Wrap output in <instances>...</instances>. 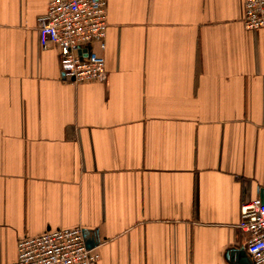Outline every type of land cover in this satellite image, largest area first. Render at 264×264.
Segmentation results:
<instances>
[{"label":"crops","instance_id":"obj_1","mask_svg":"<svg viewBox=\"0 0 264 264\" xmlns=\"http://www.w3.org/2000/svg\"><path fill=\"white\" fill-rule=\"evenodd\" d=\"M105 81L73 85L37 18L0 0V264L81 227L97 264H253L264 188V33L245 0H106Z\"/></svg>","mask_w":264,"mask_h":264},{"label":"built area","instance_id":"obj_2","mask_svg":"<svg viewBox=\"0 0 264 264\" xmlns=\"http://www.w3.org/2000/svg\"><path fill=\"white\" fill-rule=\"evenodd\" d=\"M106 0H48L37 18L40 45L59 53L61 79L73 85L105 81ZM243 25L264 33V0H245ZM81 52V55L79 54ZM239 230L247 238L245 250L253 264H264V188L259 196L242 204ZM99 254L88 250L81 227L22 238L15 264H97Z\"/></svg>","mask_w":264,"mask_h":264},{"label":"water","instance_id":"obj_3","mask_svg":"<svg viewBox=\"0 0 264 264\" xmlns=\"http://www.w3.org/2000/svg\"><path fill=\"white\" fill-rule=\"evenodd\" d=\"M79 54L81 55V52H79ZM84 239H85L86 248L88 250H91L98 245L97 244L98 242H95L92 238H87L85 235H84Z\"/></svg>","mask_w":264,"mask_h":264}]
</instances>
